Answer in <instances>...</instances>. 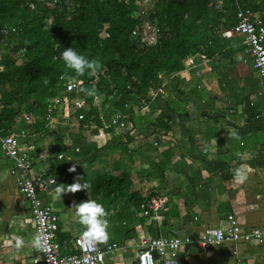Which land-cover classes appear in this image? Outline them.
I'll use <instances>...</instances> for the list:
<instances>
[{"label":"trees","instance_id":"16d2710c","mask_svg":"<svg viewBox=\"0 0 264 264\" xmlns=\"http://www.w3.org/2000/svg\"><path fill=\"white\" fill-rule=\"evenodd\" d=\"M30 1L35 4L34 8H30ZM48 1L0 0V28L4 25L9 27L5 35L0 31L2 134L10 132L16 117L27 111L35 116L33 123H25L22 127L29 130L27 139H32V135L37 133L39 137L44 136L47 133L46 107L62 89L63 77L81 79L83 88L91 87L92 94L83 91L70 94L85 98L80 110L84 112V118L75 124L79 131L86 129L87 136L99 128L109 132L112 130L109 125L111 117L120 113L125 116L127 124L122 127L124 131L114 136L115 141L126 137L132 126L145 136L155 134L158 143L157 134L168 131L172 123L181 121L179 103L185 102L180 106L183 108L194 100L190 95H183L188 81L175 78L176 72L186 68L184 60L188 56L199 58L204 54L210 58L214 72L222 73V65H225L222 61L230 59L231 63H236L235 55H242L238 36L221 37L215 32L219 28L228 29L235 23L236 8L230 0H153V7L144 14L160 28L153 43L142 42L139 36L131 33L141 25L143 18V15L132 16L140 8L139 0H58L54 6H49ZM218 3L221 4L220 9L216 8ZM242 5L257 7L254 0L242 2ZM48 18L50 22H47ZM105 23L108 24L105 28L107 35L103 37L100 31ZM69 47L89 60H98L100 70L92 75L85 73L79 76L66 68L61 54ZM17 53L18 57L14 56ZM191 68L195 78L198 70ZM188 70L187 67L185 71ZM220 76L223 96H230L231 101L237 102V82L229 79L227 70ZM163 78H167L166 81ZM162 82L164 89L172 94V97H163L164 108L154 119L147 114L136 115L133 109L136 105L139 108L150 104L159 106L155 103L156 97L162 99V96L158 94L152 99L151 92L156 91ZM198 85L194 89L198 90ZM249 94L246 93L244 98ZM93 95L101 98L102 114L93 104ZM92 126L94 128L90 129ZM157 149L153 143L142 145L140 158L149 166L145 176L158 173L161 180L169 185L165 172L171 164L174 149L165 148L156 161L150 153ZM183 166L200 174L193 163H184ZM56 179H60V175ZM201 185L207 190L208 179L201 180ZM91 188L92 195L101 192V201L108 198V204L128 194L138 208L147 197L144 192L133 189V181L125 171L97 177ZM166 214L169 215V211ZM163 221L166 224L165 219ZM183 261L181 259L179 264Z\"/></svg>","mask_w":264,"mask_h":264},{"label":"crops","instance_id":"0c3cea01","mask_svg":"<svg viewBox=\"0 0 264 264\" xmlns=\"http://www.w3.org/2000/svg\"><path fill=\"white\" fill-rule=\"evenodd\" d=\"M238 55L237 66L240 68L238 71L244 73L241 74L243 83L240 84L237 76L228 75L229 79L235 80L238 84L237 102L231 101L228 98L230 96H223L224 91L219 86L220 78L219 81L217 79L216 83L218 82L219 89L215 93H218V96L214 97L212 92L206 94L207 97L212 98V101L209 99L205 106L195 102L198 104V106L195 105V111L200 115L193 114L194 118L190 120H181L180 118L181 121L172 123L168 131L157 134L158 143L155 141V134L145 136L139 129L131 125L128 135L115 141L114 136L124 131L122 127L112 125V130L109 132L99 128L96 133L87 136L86 129L79 131L76 125H68L62 120H57L59 125L46 124L47 133L44 136L39 137L37 133L32 135V139H27L28 143L33 146L35 159L32 173L44 172L55 177L60 175V179H56L55 185L42 191L44 201L50 204L59 216V238L68 240L79 231L85 232V228L78 222L75 208L72 206L73 203L86 200H95L105 207L109 213V224L115 228V231L113 229L110 231L108 240L118 242L114 239L116 233L119 239L120 248L107 260V264H133L137 253L135 242L140 234L150 237L194 234L206 225L225 224L228 214L234 215L243 228L264 227V95L258 94L260 87L258 90L256 82L253 80L248 82L249 78L246 76H252L250 64L242 61L243 52L242 55L239 53ZM197 61L199 62L196 66L198 73L195 78L204 80L203 74L212 73L213 70L209 63L210 59L204 62L198 58ZM181 72L186 74L185 81L192 78V73L188 71L180 70L176 73L179 75ZM181 80L183 79L181 78ZM195 86L192 89L186 87L183 95H189L190 91L187 90L193 91ZM206 91H209L208 87ZM220 92L223 93L222 96L219 95ZM248 92L249 96L244 98ZM167 94V97L169 95L172 97L171 93ZM152 106L154 105L152 104ZM221 107L232 108L230 112H235V120H229L227 115H224V118H219L221 114L216 112L218 109L220 111ZM159 112L160 108L157 111L148 110L143 114L150 117L149 113L158 114ZM62 123L70 128L65 127L63 130L60 127ZM24 125V122L18 124V126ZM93 128V126L90 127V129ZM231 133H236L239 138H233ZM145 143H153L158 146L156 151L150 153L156 161L161 158L162 150L167 147L174 149L171 164L167 167L169 171L165 172V178H168L169 185L161 180L158 173L145 176L149 166L147 162L141 160L139 154ZM6 162L9 161L6 159ZM7 163L1 156L0 172L6 171ZM184 163H193L195 168L200 170V174L198 171L186 169L183 166ZM73 165L76 166V171L70 172L69 168ZM241 166L248 169V179L243 184L234 180V173ZM122 171L129 173L133 181V189L145 193L146 190L141 185L150 179L148 185L158 192L162 191L167 196L168 200L161 220L157 221L148 217L143 219L140 211L144 201L137 208L128 198V194L109 204L108 198L107 201H101L103 196L101 192L96 196L91 194V184L95 178L108 173L120 174ZM2 175L6 176V179L8 178L10 191L14 193L13 176ZM78 177L80 183L86 182L90 185L87 190L76 193L66 192L62 194V197L55 195L57 185H70L77 182ZM203 179H208L207 190L201 185ZM141 181L143 183L140 185ZM158 192H149L148 197ZM15 193L19 195V202L21 201L18 205L20 227L16 235L18 233L21 235L24 233V228L27 229V225L30 226L28 223L25 224L26 216L23 217L28 203L22 195L16 191ZM168 211L169 215L166 214ZM119 215L121 227H119ZM194 216L197 217L196 220H194ZM112 217H117V222L114 224L111 221ZM128 218L134 222L132 227L127 226ZM164 219L166 224H164ZM16 247L23 249L25 255L33 253V243H30L25 237L23 246ZM260 247H264V245H260ZM255 248L249 244L239 246L230 244L213 246L208 252H199L196 248L188 246L180 251L177 261L158 260V264H179L185 254L191 255L193 252L222 261L225 259L227 263L233 258V264H238L237 257L240 254V259L245 257L248 264H253L255 250H257ZM209 252L211 253L208 255ZM132 253L133 255H131ZM258 263L262 264L261 261Z\"/></svg>","mask_w":264,"mask_h":264},{"label":"built area","instance_id":"2783aa9c","mask_svg":"<svg viewBox=\"0 0 264 264\" xmlns=\"http://www.w3.org/2000/svg\"><path fill=\"white\" fill-rule=\"evenodd\" d=\"M230 1L236 8L235 23L228 29L219 28L215 32L221 37L232 35L239 37L244 54L242 61L250 64L251 69L256 73L260 87L258 94L264 95V0H254L257 5L256 9L242 5V2L247 0ZM57 2L58 0H49L48 4L54 6ZM139 3L140 8L136 11V16L142 17L143 15V18L141 25L134 28L131 33L139 36L142 42L153 43L160 32V28L157 23L144 15L153 7V0H139ZM29 5L30 8H34L35 4L30 1ZM216 8L220 9L221 4L218 3ZM8 30L7 25L0 28L4 35L8 33ZM199 58L204 62L210 59L204 54L199 55ZM197 59L195 56H188L184 63L185 67H196L199 63ZM186 68L181 71H185ZM61 79L63 80V87L47 104L45 119L48 125L56 124L57 120H62L68 125H75L78 120L84 118V112L80 110L85 104V98L70 94L77 93L78 89L74 85L82 86L83 81L74 78L65 79L61 77ZM163 84L164 82L153 92L155 95L152 94V99L158 94L162 97L168 96ZM93 104L100 108L101 98L99 95H93ZM144 106L147 107V105ZM33 121L32 113L23 111L16 117L10 132L2 134L3 129L0 128V156L5 163H7L6 159L10 162V165L9 162L7 163L8 168L6 170L13 176L14 190L22 195L28 203L24 218L26 223H24L30 224V233L32 234L30 242L33 243V253L24 256V264H107V260L120 248L115 241L107 240L106 243L93 244L84 235V231L77 232L68 240L59 238V216L50 204L44 201L42 196V191L56 184V177L44 172L32 173L35 159L33 146L27 141L29 130L22 128L23 126H18L21 122L31 124ZM109 125L125 126V116L120 113L114 114ZM167 200L168 198L164 193H156L148 197L141 204L140 215L157 221L161 220ZM196 219L197 217L194 216V220ZM24 233L28 234L25 228ZM37 236L43 240V249L34 246ZM254 242L264 245V227L243 228L234 215L228 214L225 224L219 226L206 225L194 234L160 235L157 237L138 235L135 242L137 248L135 262L136 264H158V260L178 257L180 251L188 246L196 248L199 252H208L213 246L226 244L254 245ZM240 260L239 254L237 262L243 264ZM163 261L167 262L169 259Z\"/></svg>","mask_w":264,"mask_h":264},{"label":"rangeland","instance_id":"374dc122","mask_svg":"<svg viewBox=\"0 0 264 264\" xmlns=\"http://www.w3.org/2000/svg\"><path fill=\"white\" fill-rule=\"evenodd\" d=\"M47 3V1L45 2V4ZM49 6H52L50 4H48ZM136 11L133 12L132 16L136 17ZM50 18L47 19V22H50ZM108 26L107 23L104 24L102 30L100 31V35L105 37L107 35L106 31H105V28ZM237 54V53H236ZM14 56L18 57V53L17 54H14ZM239 55H235V61H237L236 63H231V60L230 59H225L224 61H222V63L225 62V65H222V73L227 70V74L228 75H231V76H237L238 77V81L240 82V84L243 83V76L241 74H244L242 72H239L238 70L240 69L237 65L238 63V57ZM241 56V55H240ZM18 63H20V59L18 58ZM185 61V60H184ZM0 69H2V65L0 64ZM194 70L193 68H189V72L191 73V71ZM251 71V74L252 76H246L249 78V81L248 82H251L252 80L254 82H256V84H258V90H259V79L257 78L256 76V73L250 69ZM214 69L212 70V73H209V74H206L204 75L203 74V77H204V80H202V78H199L198 80H196V78L192 77L189 79L188 83H187V87L188 88H193V86L199 84V88H197L198 90L194 89L193 91L191 90H187V91H190V94L191 97H192V100L194 98V102L192 101L191 103L189 104H185V106L182 108L180 106H183L185 102H181L179 103V109H178V112L181 116V120H190L191 118H194L193 117V114L194 115H200L198 112L195 111V105L198 106V104L202 105V106H205L207 101L209 99H211L212 101V98L210 96H206V94H210V92H212L213 96H218L217 94L218 93H215V91L217 92V90L219 89L218 88V82L216 83L217 79L219 81V78H220V75L222 74L220 71L218 72H214ZM177 78V80H180L181 81V78L183 80H186L185 79V76L186 74L183 72H181L179 75H175ZM240 76V78H239ZM212 78V79H210ZM167 78H163V81H166ZM251 80V81H250ZM176 82V81H175ZM179 82V81H177ZM196 82V83H195ZM209 88V91H206L207 87ZM91 88V87H90ZM90 88H86L88 90H90ZM91 91V90H90ZM204 92H207V93H204ZM167 93V92H166ZM154 94L153 92H151V95ZM200 94V95H199ZM155 95V94H154ZM220 96L223 95L222 92L219 93ZM212 96V97H213ZM156 97V96H155ZM157 99V102H155L156 104H158L159 106H152V104L148 105L147 107L146 106H142V108H138L137 106H134L133 109L136 111V115H140V114H143L145 112H147L148 110H156L158 108L163 109L164 108V104H163V97L162 99L160 97H156ZM200 100H202L201 102H199ZM195 102H197L195 104ZM163 104V105H162ZM102 107V104L100 105ZM99 108V112L100 114H102V108ZM106 107V105L104 106ZM158 107V108H156ZM201 107V106H199ZM149 108V109H148ZM222 110V111H221ZM221 110L219 111L218 109V112H216L217 114H221L219 116V118H224V115H227L229 120H235L234 119V115H235V112H230V110H232V108H228V107H221ZM150 112V111H149ZM150 114V119H154L155 116L157 114ZM32 117L34 118L35 116L32 114ZM196 118V117H195ZM215 118H217V116H215ZM226 120V119H225ZM58 123V122H57ZM56 123V124H57ZM233 124V123H232ZM55 124H53L54 126ZM59 125V124H57ZM235 125V123H234ZM60 127H62V129L64 130V128H70L69 126H66V125H63V123L60 125ZM72 128V127H71ZM163 134V133H161ZM0 159H1V156H0ZM1 167V165H0ZM168 170V169H167ZM166 170V172H167ZM169 171V170H168ZM2 174H6L8 177L11 176V174L9 173V171H4L2 170L0 172V264H24V256H25V253L23 251V249H19V247H16L18 245L20 246H23V240H24V237L30 242L31 239H32V234L30 233V226L27 225V231H28V234L26 233H22L20 235L17 232H18V228L20 227V224H18V220H19V207L18 205L20 204L19 202V195L17 193H12V191H10L11 188H9V181H8V178L6 179ZM150 179H147L145 182L147 183H144L142 184L143 182L141 181L140 185L143 186L146 190L145 194L146 196L148 197V195L150 194L149 192H152V193H155V192H158L156 191V189H154L153 187H150ZM136 186V184H135ZM147 197L145 198L144 202L146 201ZM22 216V215H21ZM26 216V213H24V216ZM116 216V215H115ZM132 218L134 219L133 215H131ZM15 217V218H13ZM116 218H111V221L113 222V224L116 221ZM127 226L129 227H132L134 225V222L131 220V218H128L127 219ZM121 217L119 215V227H121ZM112 229L115 231V228H112V226H110L109 224V228H108V233H110V231H112ZM30 233V234H29ZM16 235V236H15ZM20 235V236H19ZM116 237V238H114ZM113 238L115 240H117L119 242V239L117 238V233L115 234ZM20 242V243H18ZM116 242V243H118ZM31 243V242H30ZM119 244V243H118ZM226 245H230V244H226ZM231 245H234V244H231ZM236 246V245H235ZM257 249L255 250V262L253 264H260L258 263V261H261L262 264H264V247H260L259 244H257L256 242H254V245ZM27 250H29V248H27ZM211 252L208 253V255L210 254ZM257 253V254H256ZM263 253V254H262ZM133 255V253L131 254ZM16 257H18L17 259H15ZM165 259H169L171 261H177L178 258L177 257H169V258H164L162 259L165 260ZM183 261V264H233V258L229 260V262L227 263L225 259H223L224 261H222L221 259H218V258H210V257H207V255H201L199 254L198 252H193L191 255L190 254H185L182 258ZM243 260V261H242ZM241 261L243 264H248L246 262V259L245 257L241 258ZM164 263V262H162Z\"/></svg>","mask_w":264,"mask_h":264},{"label":"clouds","instance_id":"9594fccd","mask_svg":"<svg viewBox=\"0 0 264 264\" xmlns=\"http://www.w3.org/2000/svg\"><path fill=\"white\" fill-rule=\"evenodd\" d=\"M65 66L68 69L73 70L77 75L83 76L85 73L89 75L97 73L101 64L98 60H89L85 56L77 53L73 48H65L61 54ZM47 83V81H45ZM78 91L86 92L87 94H92L90 90L83 88L79 85H74ZM233 138L238 139L236 133H231ZM70 172L76 171V166L73 165L69 168ZM248 169L244 166L236 169L234 173V180L243 184L248 179ZM90 187L88 183H80L79 177L77 182L70 185L59 184L55 188V195L57 197H62V194L66 192L76 193L81 190H87ZM75 208V215L78 217V222L84 226V235L88 238L90 243L99 244L106 243L109 239V213L106 211L105 207L96 202L95 200H86L80 203H73ZM20 243V242H18ZM34 246L38 249H43L44 243L40 236H37L34 241Z\"/></svg>","mask_w":264,"mask_h":264}]
</instances>
